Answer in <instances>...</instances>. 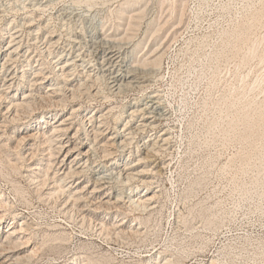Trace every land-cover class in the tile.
<instances>
[{"label":"rangeland","instance_id":"rangeland-1","mask_svg":"<svg viewBox=\"0 0 264 264\" xmlns=\"http://www.w3.org/2000/svg\"><path fill=\"white\" fill-rule=\"evenodd\" d=\"M127 1L0 0V94L8 97L0 100V144L13 157L26 154L35 140L27 139L19 149L18 140L37 130L35 125L45 126L43 115L73 123L72 135L82 117L97 113L99 120L105 114L104 139L113 136L116 146L103 161L107 168L97 158L88 177L103 178L104 192H114L111 202L118 204L115 211L110 205V222L125 217L135 225L137 215L146 218L137 224L140 234L125 240L114 236L107 243L70 225L53 202L39 197L24 176L26 168L22 175L1 159L0 191L12 197L22 215L13 219L6 213L0 232L13 221L30 222V231L37 234L30 248L21 246L18 252L24 253L40 246L50 224L70 228L74 237L69 244L49 241L26 264H65L72 258L83 264L87 255L106 253L113 255L109 264L134 263L163 250L182 264H207L213 256H223L224 264H264V0H132L128 14L142 11L135 30L126 23L118 27L116 10ZM104 20L109 35L103 33ZM125 33L130 37L123 38ZM134 49L138 58L163 53L162 67L133 62ZM55 64L58 69L66 65L65 88H59L63 81L51 85ZM40 67L44 70L38 76L34 71ZM15 93L16 100L32 93L29 99L35 102L14 120L16 113L7 107ZM30 124L33 128L26 129ZM88 141L85 148L94 159ZM39 145L34 164L46 153L47 144ZM121 169L136 173L135 179L118 182ZM16 185L20 195L15 196ZM121 192L124 198L117 201ZM138 193L157 195L143 212L129 207V196L138 198ZM30 231L20 235L31 236Z\"/></svg>","mask_w":264,"mask_h":264},{"label":"bare ground","instance_id":"bare-ground-1","mask_svg":"<svg viewBox=\"0 0 264 264\" xmlns=\"http://www.w3.org/2000/svg\"><path fill=\"white\" fill-rule=\"evenodd\" d=\"M134 2H136V1L128 0L125 3L126 5H123L122 7H120L119 9L116 10L115 14H116V17L118 19V21H117L118 27L121 26L123 23L124 24L126 23L129 25V26L128 25H126V26H128L130 28V30L136 29V26L138 25V19H139L138 17L142 16V11L140 10V12H137L133 15L128 14V8H130L131 4H133ZM112 18H113V16H112ZM109 21H111V20H109ZM107 24H108L107 20H104L102 22V30H103V33L105 35H109V34H107V31H108V28H106ZM127 31H128V29H127ZM128 37H130L128 33H125V36H123V38H128ZM18 48H19V46L17 47V49ZM133 53H134L133 54L134 55L133 62H135V63H138L140 65H144V66L147 64L148 65L152 64L154 66H158V68L162 67V61H163L162 59H163V55H164L163 53L158 54V55L155 53L156 55L155 54L152 56L149 55L147 57L143 55L139 58L135 52V49L133 50ZM9 55H11V53ZM138 64H136V65H138ZM58 65L59 64L54 65V68L56 69V70L54 69V74H56V78L54 77V79L56 82L54 84H51V85H59L63 81L64 84L62 83V86H60L59 88H65L66 86H68L67 81L69 80L67 78V74H66V65H61L59 67V69H58ZM4 66H5V62H4ZM50 68H53V67H50ZM43 70H44L43 67H40V70L34 71V72H36L35 74L39 73V75H40L43 72ZM88 75H89V73H88ZM157 75H159L158 72L155 73L154 77H156ZM47 76H49V74ZM25 77H26L25 73H23L21 75V78L25 79ZM45 77H46V75H45ZM11 78L13 79V81L15 79H17L15 76L11 77ZM26 79H27V81H30V80H28V78H26ZM31 81L32 82L34 81V83H31V87H32V85H35V83L37 82V79L34 78ZM12 83L10 82V84H8L6 82L4 85L11 87ZM96 83H97V80H96ZM81 85H83V84H81ZM85 88H86V86H85ZM88 88H89V86H88ZM90 89H89V91H90ZM72 90L77 91V90H75V88ZM78 90H79V88H78ZM85 90H88V89H85ZM58 91H55V92L58 93ZM69 91H70V89H69ZM70 92H72V91H70ZM16 94L17 93H15L13 95V98L10 99L9 106L7 107V111H10V112L12 111L11 114L13 112L16 113L13 117L14 120H15L16 115L20 116V113H18V111H20V109H22V108L24 109L26 107H29V108L34 107L32 105V102L34 100L32 101L31 100L32 98L29 99L30 96L31 97L33 96L32 93H30L29 97L26 96V97H23V99L20 98L19 100L15 99ZM65 94L67 95L68 93L65 92ZM72 94H74V93L72 92ZM78 94L76 95L77 97H78ZM1 98L3 101L4 100L6 101L8 99L7 95L4 93L0 94V100H1ZM43 98L46 100L45 95ZM43 98L42 99L40 98L41 101L43 100ZM71 98H72V96H71ZM34 99H35V97H34ZM37 99H38V97H37ZM47 99L49 100L50 98L48 97ZM68 99H70V97H68ZM2 100H1V102H2ZM50 100H52V99H50ZM59 100H62V99L60 98ZM66 101H65V103H66ZM47 102H46V105H47ZM58 102H60V101H58ZM58 102H57V106L59 104ZM60 103L62 104L63 101ZM41 104H43V103H41ZM0 105H2V104H0ZM51 105H52V102H51ZM49 106L50 105H48V108H50ZM57 106L54 105V108ZM43 107H41V108H43ZM51 107H53V106H51ZM0 109H1V107H0ZM34 110H35V108H34ZM29 111H30V109L27 112H29ZM135 111H134V113H135ZM104 113H106V112H104ZM11 114H9V115H11ZM96 114L97 113H95L94 115H90L89 118H87L88 116H86V118L82 117V119H81L82 121H80L81 122L80 126L78 125L79 128L75 127L77 130L72 135H71V133L73 131V127H72L73 123L72 124L70 123V125L68 123H65L66 121H62L60 123H57V121H55L54 119L53 120L45 119L46 115H43L42 120L43 119L45 120V123H46L45 126H39L38 127L37 125H35L34 128L37 130H35L31 134L28 133L29 135H27V136H24L22 138L20 137L19 140L17 139L18 140L17 144H19V145H16L17 148L18 147L22 148L21 145L28 144L29 142H26V143H24V142L29 138H32L35 140V143L31 144L30 147H27V148H29L27 153L24 154V152L19 151L20 153L16 152L17 155L15 157H13L11 153H8V151H6L4 149L5 147L7 148V146H5L6 144L2 143V144H0V159L2 162L4 161L5 164L10 166L12 168V170H15L17 173H21L22 175L24 172L23 168H26L27 174H24V176H26V178L30 181V184L34 185V189L38 193L39 197H41L45 201L53 202L52 204H54L57 208H59V212H61L63 214L62 216H64L63 220H66V222L69 221V224L70 225L72 224V226L73 225H77V226L79 225L83 230H84V228L87 230H90V231H92L93 235H97V237L102 238L107 243H110V239H113L114 236H116L117 238L120 237L124 240L127 238H130L132 235L134 237L135 234H138L139 232H141L140 231L141 228L139 226L137 227V224L143 225V223L146 222L147 220L143 215L142 216L137 215L134 219L138 220L139 223L137 222L135 225L134 224H128L127 221H124L125 217L119 219V221H117V222H115V221L110 222V208H111V210L114 209V211H115V209H117V208H114V206H113L114 204L116 205L117 202L116 203H113V201L111 202V197H110L111 195L114 194V192H112L111 190L104 192L105 185H103V183H102L103 178L102 179L97 178L95 180H92L90 177H88V174L90 173L89 169H92V168H90V166L92 167V165H93V164L91 165V163H94V162L97 163L98 162L97 158H99V160L102 163L106 158H108V156L113 155L114 151H112L111 148L116 146L115 141H113L114 140L113 136L104 139L107 129H106V127H105V129H103L104 128L103 124L104 123L106 124L108 122V121L106 122V120H105L107 117L105 118V114H102V115L98 116L100 119L97 120ZM30 115H31V113H30ZM55 116H57V113L55 114ZM75 116H77V115H75ZM75 116L73 118H75ZM106 116H108V114ZM9 119H11V118H9ZM16 119L18 120V117ZM244 119H248V115H246L244 117ZM42 120H39V122H41ZM98 121H99V124H97ZM33 126L34 125H31V124L27 125L26 129H32ZM81 135H84V138H81ZM12 137H14V136H12ZM80 139H82V140H80ZM85 140H87V141L89 140L88 142H90L93 145L94 149L91 151H94V150L96 151V153H95L96 158L94 157V159H92V155H91L92 153H90V149L85 148L87 146L85 143ZM162 140H165V142H167L169 140V138L168 137L165 139L163 138ZM165 142H163V143H165ZM39 144L40 145L41 144L42 145L47 144V147L43 149L46 153H44L42 155V157L34 164V163H32V160L34 158H36L35 155L37 154L36 153L37 147H38L37 145H39ZM125 145H128V143L126 142ZM155 146H152L153 151L157 149ZM157 146H159V145H157ZM161 146H162V144H161ZM17 148L15 147L14 149H17ZM25 149H26V146H25ZM16 151H18V150H16ZM85 156L87 157L86 161L81 162L82 160H84ZM145 159H146V157H145ZM87 162H89V163H87ZM103 163H105V162H103ZM104 167L107 168L106 163L104 164ZM107 170H112V172H113L114 168H110ZM127 172L128 171H126L125 169H121V170H118L116 172V174H117L116 178H117V180H119L118 182L124 184L126 182H131V180L135 179L136 173H133V171L128 172V173ZM83 174H85V176L88 177V180L86 182L84 180H81V179H78L77 181H75V183L71 181L72 178H74V176H79V175L83 176ZM69 179H70V181H69ZM11 193L14 194L15 196L20 195L19 186L18 187H17V185H16V187L13 186ZM138 194H140V197H138V198L133 197V196H129V207L133 210V212L136 210L140 211V212L145 211L147 208H149V206L155 201V199L157 197V195L154 194V195L147 196L146 198H144L142 196H145L146 194H143V195H141L142 193H138ZM102 195H105L106 197H110V198H107V200H105L103 198L99 199V198H101ZM117 198H118L117 201L119 199L121 201V199L124 198V193H122V192L118 193ZM83 203H85V204H83ZM110 205L113 206V209ZM16 211H17V208L15 205V202L12 200V197H8V196H6V194L3 191H0V212H1L0 213V222L2 221V218L4 215H6V213H10L12 215L13 219L22 215V214L17 213ZM121 211H122V209H121ZM100 212H104L105 216H100L99 215ZM116 213H119V212H116ZM24 217L25 216L23 215V218ZM178 217H180V216H178ZM31 228H32V226H31L30 222L23 219L21 221V223H19V224H18V221H16V222L13 221L6 229H3V232H0V264H26V261L29 263L33 259L36 258L35 256L37 255L38 249L40 248V246L42 248L43 245L49 243V241H50L51 243L55 242L58 245L60 244L61 247H63L62 245L69 244L74 237V236H71L72 232H70L68 230L70 228L63 226L62 223L55 222V223L49 225L48 230H43L44 232H43L42 242L40 243V246H38L37 248L33 247L31 249H27L24 251V253L18 252L21 249V246H22V248H30L31 247L32 244H30V240L33 236H35L37 234V231H35L34 229L30 231ZM87 230H85V231H87ZM27 231H30L29 234H31V236H26L23 234H22V236L20 235L21 233H25ZM26 251H27V253H25ZM95 256H88V255L85 256V259H83V261H87V262H84L83 264H90L89 261H96V262L99 261L100 264H109V263H111V260L113 259V257H112L113 255H110L107 253L101 254V255L98 254V256H96V257ZM176 258H174L173 253L169 254L163 250V251L155 252V253H152L149 255L141 256L134 263H130V262L126 263L125 261H120L121 262L120 264H182L183 263L182 260H180L179 258L178 259H176ZM223 261H225V260H223V256H213L210 259V262L207 264H224ZM31 263H33V262H31ZM65 264H79L78 258H72V260H69ZM228 264H230V263H228Z\"/></svg>","mask_w":264,"mask_h":264}]
</instances>
